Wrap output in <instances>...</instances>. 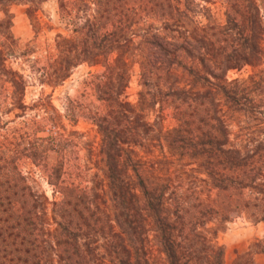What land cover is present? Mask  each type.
<instances>
[{
    "label": "trees",
    "instance_id": "16d2710c",
    "mask_svg": "<svg viewBox=\"0 0 264 264\" xmlns=\"http://www.w3.org/2000/svg\"><path fill=\"white\" fill-rule=\"evenodd\" d=\"M47 1L0 0V264H224L218 232L239 217L264 224V0H54L60 29L38 64L10 8L23 6L36 34ZM80 65L102 67L89 187L63 178L51 94L24 102L31 83L53 91ZM19 118L31 132L9 127ZM44 124L55 136H39ZM254 254L264 236L231 264Z\"/></svg>",
    "mask_w": 264,
    "mask_h": 264
},
{
    "label": "rangeland",
    "instance_id": "374dc122",
    "mask_svg": "<svg viewBox=\"0 0 264 264\" xmlns=\"http://www.w3.org/2000/svg\"><path fill=\"white\" fill-rule=\"evenodd\" d=\"M216 20L223 21V7L218 3L211 5ZM13 14L11 31L20 44L30 42L34 46L32 58H36L38 64H42L46 51L52 43L54 34L59 31L57 21V7L54 0H48L42 4L37 12L39 30L35 34L30 21L24 13V7L13 5L10 8ZM102 67L80 65L73 70L69 78L53 91L49 87H43L31 83L26 89L24 102L30 104L43 91L44 94H51V102L54 107L63 115L61 132L67 138V147L61 154L63 161V178L67 182H74L80 187H89L94 184L91 174L97 171L91 161L90 153L95 150L98 143V136L91 124V116L103 111V104L99 102L94 95L93 85L100 80ZM248 69L240 72L229 71V79L237 76H245ZM137 86V66L132 69L131 77L126 89V98L130 102L136 99ZM32 112L28 111V117ZM12 118L9 114L5 119ZM26 119V118H25ZM36 120H39L37 117ZM162 126L169 129L174 125L171 115L165 111L162 116ZM24 119L19 118L15 122L9 123V127H23L26 132H31V125L23 123ZM57 128L44 124L42 131L38 134L42 137L55 136ZM53 152L48 153L47 166H51L56 159ZM24 171L31 173L36 177L47 195H50L51 189L46 183L45 177L33 166L23 162ZM99 186V184H96ZM264 236V224L252 223L243 217L236 218L228 222L225 227L218 232L216 240L224 247V264H231L232 261L241 254L249 251L251 243ZM255 264L264 263L263 254H254Z\"/></svg>",
    "mask_w": 264,
    "mask_h": 264
}]
</instances>
